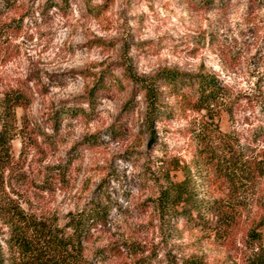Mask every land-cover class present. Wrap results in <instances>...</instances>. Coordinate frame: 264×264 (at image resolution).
Masks as SVG:
<instances>
[{
    "label": "rangeland",
    "instance_id": "obj_1",
    "mask_svg": "<svg viewBox=\"0 0 264 264\" xmlns=\"http://www.w3.org/2000/svg\"><path fill=\"white\" fill-rule=\"evenodd\" d=\"M0 0V106L23 92L24 108L0 121L9 133L0 157V251L11 217L21 210L67 237L70 217L93 206L103 216L80 242L78 264H249L264 227V168L237 184L241 205L222 225L165 211L158 202L173 162L191 163L192 129L205 111L175 107L151 122L144 91L133 78L162 70L210 74L225 95L213 109L246 157L264 164V138L254 140L264 99V0ZM105 89H98V82ZM264 122V120H262ZM211 174V173H210ZM197 184L201 197L225 199V184ZM5 212V213H4ZM208 224V225H207ZM16 260L13 264H21Z\"/></svg>",
    "mask_w": 264,
    "mask_h": 264
},
{
    "label": "trees",
    "instance_id": "obj_2",
    "mask_svg": "<svg viewBox=\"0 0 264 264\" xmlns=\"http://www.w3.org/2000/svg\"><path fill=\"white\" fill-rule=\"evenodd\" d=\"M222 1L224 0H204V3L210 7H222ZM133 81L144 91L149 122L171 111L163 96L173 99L175 107L205 111L202 121L192 129V138L197 145L195 157L190 164L176 161L168 168L167 174L179 171L182 179L173 180L168 176L158 197L160 207L165 211L178 212L189 221H193L194 214L201 222H206L209 216H214L222 225L231 223L241 211V205L233 199L238 190L237 184L252 181L263 170L264 164L256 158L246 157L238 137L220 129L213 108L225 95L224 86L210 74H180L170 70H162L148 79L133 78ZM105 85L99 81L95 87L105 89ZM27 103L23 92L6 94L0 106V121L7 118V114L14 108H24ZM260 103V122L253 130L254 140L264 138V99ZM9 139V133L5 129L1 130V159L7 155ZM209 177H212V184H225L229 194L226 200H210L200 196L197 184H209ZM259 207L256 228L264 227V203L261 202ZM5 214L10 215L12 219L7 244L18 254V259L11 264L16 260L22 262L21 264L80 263L81 239H84L89 225L104 215L102 209L93 206L81 215L70 217L66 227L72 230L71 234L59 238L60 230L46 222L27 218L21 210L12 209L10 214ZM249 236L258 243L257 252L253 254L249 264H264L261 236L255 230L250 231ZM0 264H5L1 251ZM184 264L205 263L188 259Z\"/></svg>",
    "mask_w": 264,
    "mask_h": 264
}]
</instances>
